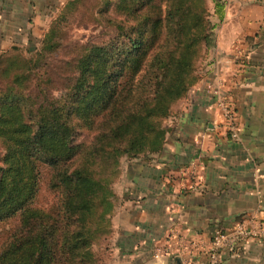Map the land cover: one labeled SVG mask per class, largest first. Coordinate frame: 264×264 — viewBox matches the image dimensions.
Masks as SVG:
<instances>
[{
  "label": "trees",
  "instance_id": "16d2710c",
  "mask_svg": "<svg viewBox=\"0 0 264 264\" xmlns=\"http://www.w3.org/2000/svg\"><path fill=\"white\" fill-rule=\"evenodd\" d=\"M81 1L66 0L60 17ZM99 1L121 18L113 35L64 65L47 54L64 34L54 25L35 54L0 55V264L94 263L120 158L160 151L162 121L224 17V0H212L215 22L206 0ZM43 180L54 194L44 206Z\"/></svg>",
  "mask_w": 264,
  "mask_h": 264
},
{
  "label": "crops",
  "instance_id": "0c3cea01",
  "mask_svg": "<svg viewBox=\"0 0 264 264\" xmlns=\"http://www.w3.org/2000/svg\"><path fill=\"white\" fill-rule=\"evenodd\" d=\"M226 4L221 54H204L167 117L173 125L164 122L160 151L119 163L107 239L118 264H151L156 249L165 250L157 264H205L215 229L264 225V0ZM239 45L245 54H230ZM215 92L235 112L236 139L225 134ZM220 264H264V235L221 251Z\"/></svg>",
  "mask_w": 264,
  "mask_h": 264
},
{
  "label": "rangeland",
  "instance_id": "374dc122",
  "mask_svg": "<svg viewBox=\"0 0 264 264\" xmlns=\"http://www.w3.org/2000/svg\"><path fill=\"white\" fill-rule=\"evenodd\" d=\"M65 2L66 0H0V55L17 54L20 57H26L28 54H35L40 48V42L46 30L49 26L54 25L61 32L63 31L64 34L62 35L60 46L47 54H54L52 62L56 65L57 63L64 65L66 61L75 55L76 47L79 45L104 42L111 37L113 35L114 19H121L120 16H117L110 9L104 13L101 7L102 3L99 0H82L75 9L72 8V11L65 12L61 18V7ZM206 4L211 15L210 19L215 22V18L212 15V0H206ZM223 5L225 15L226 0L223 1ZM100 9L102 13L97 14L96 12ZM94 18H97V20ZM223 20L214 28L216 38L222 29ZM216 38L215 45L205 51L203 50L200 54H221L216 45ZM230 54L245 53L239 45ZM195 64L198 73L205 66L202 59L196 60ZM220 95L222 96L221 92H215V100L221 97ZM181 102L182 99H179L173 105L174 113L178 111L176 108L179 109L178 105L179 103L181 105ZM173 117L171 115L169 119L165 118L162 121L163 124L165 122L172 126L173 119L171 118ZM82 136L89 138L90 133H83ZM126 161L133 160L122 156L119 163L123 166ZM41 182L37 204L44 206L54 200V194L46 188L44 180ZM118 183L116 176L111 183L113 205L116 200ZM109 229L110 222L107 234L92 244L93 264H118L117 258H113V254L116 253L108 249Z\"/></svg>",
  "mask_w": 264,
  "mask_h": 264
},
{
  "label": "built area",
  "instance_id": "2783aa9c",
  "mask_svg": "<svg viewBox=\"0 0 264 264\" xmlns=\"http://www.w3.org/2000/svg\"><path fill=\"white\" fill-rule=\"evenodd\" d=\"M221 96V95H220ZM223 119L225 134L230 139H236V117L233 108L222 95L215 100ZM264 235V225L262 221H236L230 227L223 229L217 228L210 236L207 251V261L205 264H220V253L223 250H232L234 246L247 238ZM165 250L156 249L152 253L153 261L151 264H157V259Z\"/></svg>",
  "mask_w": 264,
  "mask_h": 264
}]
</instances>
